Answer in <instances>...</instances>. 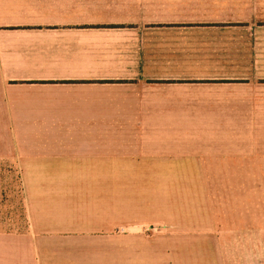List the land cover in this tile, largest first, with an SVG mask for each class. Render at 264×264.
<instances>
[{
    "label": "crops",
    "instance_id": "obj_1",
    "mask_svg": "<svg viewBox=\"0 0 264 264\" xmlns=\"http://www.w3.org/2000/svg\"><path fill=\"white\" fill-rule=\"evenodd\" d=\"M180 149L264 171V0H0V158L130 171L195 157ZM168 218L147 245L79 229L42 264H264V213Z\"/></svg>",
    "mask_w": 264,
    "mask_h": 264
},
{
    "label": "rangeland",
    "instance_id": "obj_2",
    "mask_svg": "<svg viewBox=\"0 0 264 264\" xmlns=\"http://www.w3.org/2000/svg\"><path fill=\"white\" fill-rule=\"evenodd\" d=\"M94 152L98 158L109 154L107 148ZM181 152L195 157L175 165H133L141 169L130 171L25 172L17 157L0 158V264H19L18 255L26 254L21 251L28 244H35L39 264L49 256L68 255L45 252L42 245L59 248L52 244L68 241L84 228L94 227V244L100 248L107 247L108 235L120 241L131 234L132 242L139 235L147 245L154 243L155 228L179 222L168 217L205 211L264 213V171L246 170L249 164H206L199 149ZM107 163L94 162L99 167ZM108 254L98 251L94 257Z\"/></svg>",
    "mask_w": 264,
    "mask_h": 264
}]
</instances>
